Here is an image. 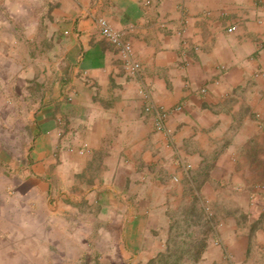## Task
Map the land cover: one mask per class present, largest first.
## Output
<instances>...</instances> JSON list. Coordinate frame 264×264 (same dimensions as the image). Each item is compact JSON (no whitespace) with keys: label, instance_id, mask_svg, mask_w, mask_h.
Listing matches in <instances>:
<instances>
[{"label":"crops","instance_id":"1","mask_svg":"<svg viewBox=\"0 0 264 264\" xmlns=\"http://www.w3.org/2000/svg\"><path fill=\"white\" fill-rule=\"evenodd\" d=\"M98 17L125 32L140 73ZM6 57L15 86L0 126L16 135L0 133L2 259L59 232L116 264H169L175 229L196 209L189 223L203 249L193 264H254L264 0H0ZM142 88L154 106H183L168 119L172 136L155 129Z\"/></svg>","mask_w":264,"mask_h":264},{"label":"rangeland","instance_id":"2","mask_svg":"<svg viewBox=\"0 0 264 264\" xmlns=\"http://www.w3.org/2000/svg\"><path fill=\"white\" fill-rule=\"evenodd\" d=\"M3 48H1L2 50ZM8 55V54H6ZM0 59V104L9 103V91L15 86L14 78H11L10 71L15 69V64L10 62L9 58ZM12 101V100H11ZM9 112V111H8ZM12 113V110H11ZM0 133L8 134L10 138L16 135L15 125L11 123L10 126H0ZM191 207L185 208V210ZM188 212L182 216V221L177 226L174 232V238L171 241L172 257L171 263L174 264H192V259L196 251L203 249V241L201 238V230L193 229L189 223L193 215H197L196 209L187 210ZM185 212V211H184ZM196 230V231H194ZM264 231V230H263ZM261 239H255L256 256L254 264H264V232ZM92 244L89 245L88 240H68L63 238L62 233L57 232V238L54 241L40 242L39 246L33 245L30 241L24 242L21 250L17 249L15 244L10 248L12 253L8 254L6 259H2L0 255V264H116L103 258L97 253ZM22 252L19 256L20 263L16 261V251ZM180 256V261L177 262V257ZM192 253V255H191ZM229 260L234 261V257ZM230 254V253H229ZM176 260V262H175ZM235 262V261H234Z\"/></svg>","mask_w":264,"mask_h":264},{"label":"built area","instance_id":"3","mask_svg":"<svg viewBox=\"0 0 264 264\" xmlns=\"http://www.w3.org/2000/svg\"><path fill=\"white\" fill-rule=\"evenodd\" d=\"M97 24L100 34L104 38H106L110 43L116 46L121 52L125 68L132 74L140 73L142 70V64L135 58L133 45L129 40L126 39L125 32L116 29L105 17H98ZM236 29L237 26L233 25L229 28V31H235ZM202 91L205 92L206 88H204ZM141 94L146 102L144 108L145 111L147 113H150L152 111L156 112V116L153 122L155 129L159 132L167 134L168 136H172V130L167 125L168 119L174 111L182 110L183 106L178 105L173 108H167L161 105L154 106L151 101V92L150 90H148V88H142ZM85 151H87V145L83 146V148L80 149L81 153H84ZM206 213L209 217L213 215L212 211L208 206L206 207ZM227 254V256L231 259V254Z\"/></svg>","mask_w":264,"mask_h":264},{"label":"trees","instance_id":"4","mask_svg":"<svg viewBox=\"0 0 264 264\" xmlns=\"http://www.w3.org/2000/svg\"><path fill=\"white\" fill-rule=\"evenodd\" d=\"M201 251H202V249L199 251H196V253L194 254V257H193V259H192V264L193 263H195L196 261H198V259L201 257ZM174 256H175V253L173 254ZM191 255H192V253H191ZM177 257V262H179L180 261V256H175V258ZM175 262H176V260H175ZM168 264V263H167ZM169 264H174V262H172V263H169ZM180 264V263H179Z\"/></svg>","mask_w":264,"mask_h":264}]
</instances>
